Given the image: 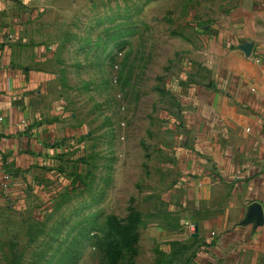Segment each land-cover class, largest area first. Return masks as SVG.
<instances>
[{
	"label": "rangeland",
	"instance_id": "374dc122",
	"mask_svg": "<svg viewBox=\"0 0 264 264\" xmlns=\"http://www.w3.org/2000/svg\"><path fill=\"white\" fill-rule=\"evenodd\" d=\"M234 1L53 0L41 44L79 146L62 178L0 192V264H195L194 241L169 229L165 150L193 54Z\"/></svg>",
	"mask_w": 264,
	"mask_h": 264
},
{
	"label": "crops",
	"instance_id": "0c3cea01",
	"mask_svg": "<svg viewBox=\"0 0 264 264\" xmlns=\"http://www.w3.org/2000/svg\"><path fill=\"white\" fill-rule=\"evenodd\" d=\"M52 3L0 0V192L15 198L62 178L61 158L82 131L60 106L59 75L41 44ZM193 57L165 150L163 185L180 220L169 229L194 241L195 264H264V0H235ZM254 204L258 226L246 221Z\"/></svg>",
	"mask_w": 264,
	"mask_h": 264
},
{
	"label": "water",
	"instance_id": "95a60500",
	"mask_svg": "<svg viewBox=\"0 0 264 264\" xmlns=\"http://www.w3.org/2000/svg\"><path fill=\"white\" fill-rule=\"evenodd\" d=\"M246 221L253 222L254 225H257V226L263 223L260 206H258L257 204L250 206V209L246 216ZM197 235H198V228L197 226H195L192 236L196 237Z\"/></svg>",
	"mask_w": 264,
	"mask_h": 264
},
{
	"label": "trees",
	"instance_id": "16d2710c",
	"mask_svg": "<svg viewBox=\"0 0 264 264\" xmlns=\"http://www.w3.org/2000/svg\"><path fill=\"white\" fill-rule=\"evenodd\" d=\"M62 171H64V170L59 168V172L63 173ZM9 174L11 175V173H9ZM78 184H79L78 179L77 178H73V180L71 181V184H70L71 189L73 187H77Z\"/></svg>",
	"mask_w": 264,
	"mask_h": 264
},
{
	"label": "built area",
	"instance_id": "2783aa9c",
	"mask_svg": "<svg viewBox=\"0 0 264 264\" xmlns=\"http://www.w3.org/2000/svg\"><path fill=\"white\" fill-rule=\"evenodd\" d=\"M10 179V174L9 173H6L4 174V177H3V183H2V189H6L7 187V184L6 182Z\"/></svg>",
	"mask_w": 264,
	"mask_h": 264
}]
</instances>
